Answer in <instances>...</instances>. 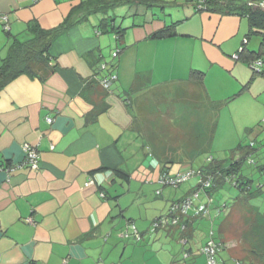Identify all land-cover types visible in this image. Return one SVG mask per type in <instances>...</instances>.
Returning a JSON list of instances; mask_svg holds the SVG:
<instances>
[{"label": "crops", "instance_id": "crops-1", "mask_svg": "<svg viewBox=\"0 0 264 264\" xmlns=\"http://www.w3.org/2000/svg\"><path fill=\"white\" fill-rule=\"evenodd\" d=\"M84 1L0 0V66L15 40L35 38L36 27L60 29L48 73L22 75L0 93V264H208L200 251L216 240L218 220V264H264L263 239L254 238L264 233V66L257 74L239 57L246 39L251 52H264V42L248 38L249 19L199 11L203 0H104L115 4L83 19L75 10ZM166 28L175 36L152 38ZM103 64L116 66L110 92L100 83ZM193 71L205 73L203 85L189 82ZM169 87L189 90L203 105L191 99L181 111L187 123L167 131L150 122L148 99L137 104L129 95ZM25 145L37 148L39 170L7 172L25 161ZM202 151L220 156L195 168ZM248 153L254 163L245 160L240 173L251 193L233 187L239 197L223 204L217 195L232 183L218 178L196 201L208 206L206 218L191 210L185 231L182 223L152 231L200 183L165 187L164 172L227 166ZM247 165L256 178L243 171Z\"/></svg>", "mask_w": 264, "mask_h": 264}, {"label": "trees", "instance_id": "trees-1", "mask_svg": "<svg viewBox=\"0 0 264 264\" xmlns=\"http://www.w3.org/2000/svg\"><path fill=\"white\" fill-rule=\"evenodd\" d=\"M137 1H144V0H137ZM262 2H264V0H257L254 3H245V2H241L237 0H203L199 2L200 4L197 5V9L199 11L217 12V13H221L225 15L246 16L249 19L250 24H251V31H250V34L248 35V38L250 39L254 36H258L262 38L264 42V7L260 6ZM110 4H115V2L110 3L104 0H87V1L82 2L75 11H78V10L82 11L83 13L82 18L84 19V18H88L91 15H95L99 13V11L100 12L107 11L109 6H111ZM59 30L60 29H56L53 31H43L40 28L36 27L35 29L36 36L33 40L26 42V43H21L15 40V42L13 43V45L11 46L9 50L7 58L4 60L3 64L0 66V93L3 91V89L7 85H9L11 82H13L14 80H16L18 77L22 75H29L32 77H36V76L41 77L42 75L44 76L48 73L49 68H50L48 64V58H49L48 49L54 37L56 36V34L59 33ZM118 34L121 35V33H118ZM172 36H175V34L171 32L170 28H166L154 34L152 38L164 39V38H169ZM246 41L248 42L249 40L246 39ZM246 45L247 43L244 44L243 49L240 51L239 57L244 62L250 65L254 64V62H257V61L261 62L260 60H262L264 56V52L258 53V52L248 51L246 49ZM115 68L116 66H112L111 68H108L106 70H100L101 72L106 73L107 75L102 80H106L110 78V76L113 75V73L115 74V71H116ZM204 79H205V73L200 72V71H193L191 72L189 82L203 85ZM115 82H113L112 86L114 85ZM112 86H111L110 91L112 90ZM187 93L188 91H186V95L179 97L177 102L188 104L191 98L194 96L193 97L194 99L192 98L193 101H195L194 105L195 104L199 105L201 103L200 96L196 94L188 95ZM187 96H189L190 99H188ZM250 149H253V147L250 146ZM250 151H253V150H250ZM251 154L252 153L250 154L248 153V155H246V158H243L240 160H233L227 166L225 165V161L223 162L217 161V162H213L209 167L203 168L200 171L202 173V177L212 176L213 183L210 188H208L204 193L201 194L197 202L201 199L202 196H209V194L215 190L214 188L217 187V185L219 184V182L217 181L218 178H221L224 181H230L234 188L242 192L251 193L252 191L251 186L253 185V183L249 179H246L240 173L245 163L247 161L249 162L251 158ZM253 161L254 159H252L249 163H254ZM164 176H169V174L167 172H164L161 175V177H164ZM169 177H172V176H169ZM197 177L199 176L197 175ZM202 177L201 176L199 177L200 181ZM165 187L170 188L171 186L165 185ZM199 189H200V185L198 186L196 190H194L191 193V195L194 192L198 191ZM158 193L160 194V192ZM187 198L188 197L182 199L180 202H182L183 200ZM194 205L195 206H194L193 211L196 208L203 206V205L198 206L196 203ZM204 206L208 208L207 205H204ZM217 212L220 214V212H222V209L219 208ZM208 215L195 217V212H194L195 219L206 218ZM179 217H181V223L185 225L186 227L188 223L185 222L184 219H187L189 217L188 214L180 215ZM154 224L155 223H153V225ZM217 243L220 244L222 247L221 242H217Z\"/></svg>", "mask_w": 264, "mask_h": 264}, {"label": "built area", "instance_id": "built-area-1", "mask_svg": "<svg viewBox=\"0 0 264 264\" xmlns=\"http://www.w3.org/2000/svg\"><path fill=\"white\" fill-rule=\"evenodd\" d=\"M261 7H264V2H262L260 4ZM1 21L5 23L4 29L6 31H9V27H8V20L7 17H2ZM245 43H247V41L245 40ZM119 55V51H116L113 55V58H116ZM254 72L257 74H261L262 73V68H263V64L262 62H254V64L251 65ZM108 65L107 64H103L101 65V70H106L108 69ZM117 81V76L115 74L111 75L110 78L106 79V80H102L101 81V85L102 87L107 90L110 91L111 86L113 84V82ZM48 122H52V120H48ZM251 147H253V143L251 144ZM24 152H25V161L22 162L21 164L14 166L12 168H9L7 170V172L11 173L12 171H15L17 169H21L24 167H29L30 169H32L33 171H37L39 170V163H40V155L39 152L37 150V148L33 145H25L24 146ZM197 175L200 177H202V173L199 171H194L192 169L186 170L180 174H178L175 177H169V176H164L161 177L160 179V183L164 184L166 186H171L173 188H177L180 185L188 182L189 180H191L194 177H197ZM213 183V177L212 176H208V177H202L201 181L199 183L200 185V189L196 192H194L190 197H188L187 199L183 200L182 202H178L172 205L169 215L162 220H159L157 222H155V224L152 227V231L156 232L159 229H163V228H167V227H174V226H179L181 224V217H179L180 215H187L189 211L194 209V204L196 203V201L200 198L201 194L204 193L208 188H210L212 186ZM94 181H90L88 183L87 186L93 185ZM103 197H105L104 195H102ZM195 212V217H200L203 215H208L209 214V210L206 206H200L198 208H196L194 210ZM217 214H219L217 212ZM181 230L185 231L186 227L185 225L181 224ZM186 243L185 241H183V244ZM221 245L218 244L214 239H210L206 245L201 249V253L203 255L206 256L207 258V263L208 264H218L217 262V256L220 253L221 249ZM188 255L185 254V257H187Z\"/></svg>", "mask_w": 264, "mask_h": 264}, {"label": "rangeland", "instance_id": "rangeland-1", "mask_svg": "<svg viewBox=\"0 0 264 264\" xmlns=\"http://www.w3.org/2000/svg\"><path fill=\"white\" fill-rule=\"evenodd\" d=\"M119 46L122 47V45H120V43H119ZM114 53H113V55H114ZM112 58L113 57L109 58L110 61H113L114 64L117 63L116 60L114 58L113 59ZM117 83L119 85V82H117ZM169 88L172 90H169V91L167 90V92H165L163 95L147 94V95H144L145 97L144 96L142 97L140 94H134L133 96L129 95L131 100L133 102L136 101L137 104L140 102L144 103L145 99H148L147 100L148 106L147 105L146 106H147L148 111L150 112V116L152 117L150 119V122L153 123V121H154L153 119H156V122H158L160 124V126L164 127L167 131L176 129V127H178L180 124L183 125L184 122L187 123L186 117H184L185 113L181 112V111L183 110L182 106L189 105V104L177 102L179 97L186 95V89L180 90L179 93L177 94L178 89L173 90V87L172 88L169 87ZM119 91H120V93H122L123 96H125L127 94L126 92H129V90L125 92L122 88L119 89ZM174 92L176 94H174ZM187 94L192 95V93L190 91ZM187 97H188V99H190L189 96H187ZM200 104L203 105V103H200ZM189 107H190V105H189ZM136 110L138 113H140L139 109L136 108ZM156 122H154V123H156ZM179 146H181V145H179ZM202 152L203 153L197 154L196 157L191 162L192 166H194L195 168L201 167L202 164H204V162H205V158L210 157V155H214V157L220 156V154H216V152H213V153H207V151H202ZM243 171L245 173L249 174L250 176H253V174H254V176L256 178L257 173L255 171V168H252V166L247 165V168L245 167L243 169ZM254 187H255V189H257L256 185H254ZM230 196H231V198L232 197L233 198L239 197V194L235 191V189L233 188V186L231 184H229L225 189H222L218 193L217 201L220 200V202H222L223 204L227 203L229 206H231V205H233L234 202H236L237 198L235 200H231ZM224 211H222V212H224ZM219 222H220V220H218L217 224H216V238L215 239L217 242H218V240L221 241L220 233L218 231L220 229V227H219L220 225H218ZM254 238H255L256 243H259V240H261V238H262L263 240H262L261 244L264 245V233L258 237H254ZM263 245H261V246H263ZM244 264H249V263L247 262Z\"/></svg>", "mask_w": 264, "mask_h": 264}, {"label": "clouds", "instance_id": "clouds-1", "mask_svg": "<svg viewBox=\"0 0 264 264\" xmlns=\"http://www.w3.org/2000/svg\"><path fill=\"white\" fill-rule=\"evenodd\" d=\"M252 143H253V147H254V142H252ZM252 143H251V144H252Z\"/></svg>", "mask_w": 264, "mask_h": 264}]
</instances>
